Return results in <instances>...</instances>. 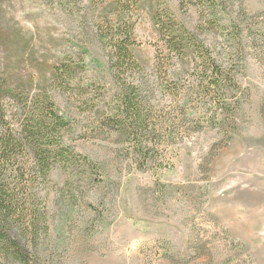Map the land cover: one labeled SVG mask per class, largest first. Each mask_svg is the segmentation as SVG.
<instances>
[{
    "label": "rangeland",
    "instance_id": "obj_1",
    "mask_svg": "<svg viewBox=\"0 0 264 264\" xmlns=\"http://www.w3.org/2000/svg\"><path fill=\"white\" fill-rule=\"evenodd\" d=\"M222 1L219 17L229 30L241 26L248 42L257 33L256 44L245 48L238 76L248 95L241 99L233 127H220L219 119L216 126L207 122L205 110L193 115H206L197 131L191 115L178 128L168 127L170 143L157 153L165 167L147 171L137 169L127 145L117 144L114 134L94 122L97 108L118 91L108 43L97 34L98 14L106 3L2 1L6 27L20 30L35 50L46 49L62 63L81 66L77 88L56 90L52 97L73 126L68 140L75 151L103 169L104 183L86 189L76 204L49 194L50 234L41 246L43 263L264 264V38L259 35L264 0ZM153 5L195 30V8H181L179 0H154ZM127 10L122 20L135 21L140 76L156 89L157 39L148 14L132 5ZM204 43L217 47L210 37ZM190 76L185 73L181 85L189 84ZM152 100L160 118L179 117L164 91H153ZM177 135L182 136L173 137Z\"/></svg>",
    "mask_w": 264,
    "mask_h": 264
},
{
    "label": "trees",
    "instance_id": "obj_2",
    "mask_svg": "<svg viewBox=\"0 0 264 264\" xmlns=\"http://www.w3.org/2000/svg\"><path fill=\"white\" fill-rule=\"evenodd\" d=\"M2 1L0 264H45L40 253L50 234L49 194L69 206L76 204L86 189L104 183L103 169L75 151L68 140L73 126L52 97L56 90L68 93L71 86L77 88V68L81 66L62 63L46 49L35 50L32 40L20 30L6 27ZM153 2L100 0L106 4L99 11L97 24L98 36L108 43L109 68L118 91L97 108L101 113H96L94 122L101 131L114 134L117 144L127 145L134 165L146 171L165 167L157 153L170 143L172 134L167 129L178 128L188 115L196 117L205 110L210 113L207 122L216 126L219 119L220 127H233L241 99L248 95L238 79L242 56L246 46L255 45L257 39V33H251L248 42L244 28L237 25L229 30L222 23V0H179L181 8L197 10L194 31L178 24L166 8H154ZM129 5L146 11L157 39L153 64L158 73L156 89L140 76L143 67L134 52L135 21L122 20ZM259 35L264 38V31ZM201 36L205 41L209 37L216 40L217 47L205 45ZM185 73L192 81L181 85ZM155 90L170 96L179 117L164 120L157 116L152 100ZM205 118L199 115L190 120L196 122V131ZM221 131L226 135L227 129Z\"/></svg>",
    "mask_w": 264,
    "mask_h": 264
}]
</instances>
